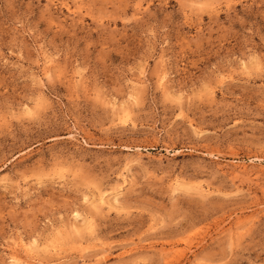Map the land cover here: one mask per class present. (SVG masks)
Here are the masks:
<instances>
[{
  "label": "rangeland",
  "instance_id": "rangeland-1",
  "mask_svg": "<svg viewBox=\"0 0 264 264\" xmlns=\"http://www.w3.org/2000/svg\"><path fill=\"white\" fill-rule=\"evenodd\" d=\"M12 256L264 264V0H0Z\"/></svg>",
  "mask_w": 264,
  "mask_h": 264
},
{
  "label": "bare ground",
  "instance_id": "bare-ground-1",
  "mask_svg": "<svg viewBox=\"0 0 264 264\" xmlns=\"http://www.w3.org/2000/svg\"><path fill=\"white\" fill-rule=\"evenodd\" d=\"M103 196H104V195H103ZM83 225H84V224H83ZM26 241H27V240H26ZM15 244H16V243H15ZM15 244H14V245H15ZM18 245H20V244H18ZM23 245H24V243H23ZM27 245H29V243H28ZM17 252H18V251H17ZM32 254H33V253H32ZM29 255H30V254H29ZM22 256H23V255H22ZM17 258H18V257H16V256H12V259H11L12 261L10 260V261L12 262V264H20ZM29 262H30V261H29Z\"/></svg>",
  "mask_w": 264,
  "mask_h": 264
}]
</instances>
